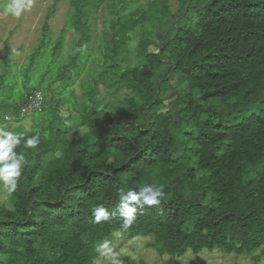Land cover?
Returning a JSON list of instances; mask_svg holds the SVG:
<instances>
[{
	"label": "trees",
	"instance_id": "obj_1",
	"mask_svg": "<svg viewBox=\"0 0 264 264\" xmlns=\"http://www.w3.org/2000/svg\"><path fill=\"white\" fill-rule=\"evenodd\" d=\"M58 1L18 71L0 62V130L20 138L12 151L23 156L16 190L0 203V264H99L98 246L115 232L149 238L173 259L260 250L258 264L264 0H179L175 10L168 0H69L50 41ZM102 3L111 17L91 53L88 13ZM38 91L42 109L23 111ZM32 137L39 143L29 148ZM149 185L162 191L160 203L137 207L125 225L121 194ZM98 206L111 213L107 221L95 222ZM113 260L144 264L127 254L100 264Z\"/></svg>",
	"mask_w": 264,
	"mask_h": 264
},
{
	"label": "rangeland",
	"instance_id": "obj_2",
	"mask_svg": "<svg viewBox=\"0 0 264 264\" xmlns=\"http://www.w3.org/2000/svg\"><path fill=\"white\" fill-rule=\"evenodd\" d=\"M12 0H0V62L6 57L11 62V66L15 71L24 64L27 53L39 43L40 35L42 32V25L45 19V14L48 8L53 4V0H32L31 7L26 8L19 18H16L7 11L8 6ZM171 10L178 7L179 0H168ZM71 8L69 0H59L56 3L55 9L50 12L47 19L48 29L51 33L50 41L55 40L56 34L61 30L65 15ZM90 20L92 40L86 46L94 53L96 48V38L101 30L106 27L107 21L110 19V14L107 7L102 3L97 9L88 13ZM140 33L136 32L132 44L137 42ZM65 44L62 48V56H67L70 51V42L73 40L71 31L64 35ZM152 51L156 48L151 47ZM44 63L42 62V66ZM38 71V70H37ZM18 79V75H16ZM75 92L79 95L80 89L77 84L74 86ZM61 113L66 115V107L61 108ZM10 125H15L13 121H8ZM30 119L26 118L22 121V125L28 128ZM5 123H1L3 127ZM82 128H73L72 135H77L81 132ZM7 189L0 181V203L5 201ZM109 239L110 254L97 256V263L106 262L107 259H113L115 255L127 254L136 260L142 261L144 264H187L193 261L194 264H252V255L258 254L257 250L253 254H224L218 250L203 251L198 254H192L188 251L184 257L171 258L167 255H159L157 251L148 247L146 243L149 238L133 237L126 238L123 235L115 232ZM258 264H264V255L260 258Z\"/></svg>",
	"mask_w": 264,
	"mask_h": 264
},
{
	"label": "clouds",
	"instance_id": "obj_3",
	"mask_svg": "<svg viewBox=\"0 0 264 264\" xmlns=\"http://www.w3.org/2000/svg\"><path fill=\"white\" fill-rule=\"evenodd\" d=\"M32 0H12L7 11L12 16L19 18L26 10L31 7ZM0 181L11 194L16 190L17 178L21 175V166L23 156L19 158L12 151L13 146L20 142V138L11 132L0 130ZM39 143L38 137H32L26 141V146L34 148ZM163 196L159 188H153L151 185L141 189L139 192H129L126 195L121 194L120 202L117 211L124 218L125 225L131 224L135 219L137 207H142L144 204L158 205L160 198ZM93 215L96 223L107 221L111 213L103 206H98L93 209ZM101 255L111 253L109 242L104 241L97 249ZM112 264H120L118 260H113Z\"/></svg>",
	"mask_w": 264,
	"mask_h": 264
},
{
	"label": "built area",
	"instance_id": "obj_4",
	"mask_svg": "<svg viewBox=\"0 0 264 264\" xmlns=\"http://www.w3.org/2000/svg\"><path fill=\"white\" fill-rule=\"evenodd\" d=\"M42 101H43V95L40 91L35 92V95L30 97V103L23 111H33V110H41L42 109ZM22 111V112H23ZM7 120H11L10 116L6 117Z\"/></svg>",
	"mask_w": 264,
	"mask_h": 264
}]
</instances>
